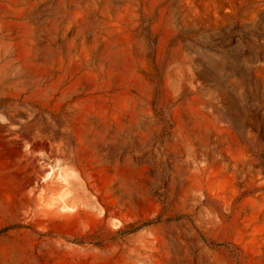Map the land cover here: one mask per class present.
Returning <instances> with one entry per match:
<instances>
[{
    "label": "rangeland",
    "instance_id": "rangeland-1",
    "mask_svg": "<svg viewBox=\"0 0 264 264\" xmlns=\"http://www.w3.org/2000/svg\"><path fill=\"white\" fill-rule=\"evenodd\" d=\"M0 264H264V0H0Z\"/></svg>",
    "mask_w": 264,
    "mask_h": 264
}]
</instances>
